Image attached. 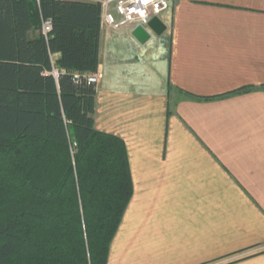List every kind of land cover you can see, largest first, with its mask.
<instances>
[{"label": "crops", "instance_id": "obj_1", "mask_svg": "<svg viewBox=\"0 0 264 264\" xmlns=\"http://www.w3.org/2000/svg\"><path fill=\"white\" fill-rule=\"evenodd\" d=\"M168 1L146 44L101 26L94 124L134 185L107 264H264V0Z\"/></svg>", "mask_w": 264, "mask_h": 264}, {"label": "trees", "instance_id": "obj_2", "mask_svg": "<svg viewBox=\"0 0 264 264\" xmlns=\"http://www.w3.org/2000/svg\"><path fill=\"white\" fill-rule=\"evenodd\" d=\"M101 17L0 0V264L108 263L134 185L125 143L94 124Z\"/></svg>", "mask_w": 264, "mask_h": 264}, {"label": "built area", "instance_id": "obj_3", "mask_svg": "<svg viewBox=\"0 0 264 264\" xmlns=\"http://www.w3.org/2000/svg\"><path fill=\"white\" fill-rule=\"evenodd\" d=\"M102 6L101 26L113 31L124 28H147L154 18H162L170 9L168 0H99ZM52 31L51 20L42 24V34L45 37ZM57 76V73H55ZM78 78V77H76ZM89 82L97 83L96 75L89 77Z\"/></svg>", "mask_w": 264, "mask_h": 264}, {"label": "water", "instance_id": "obj_4", "mask_svg": "<svg viewBox=\"0 0 264 264\" xmlns=\"http://www.w3.org/2000/svg\"><path fill=\"white\" fill-rule=\"evenodd\" d=\"M166 30L167 26L159 18H154L149 22L147 28L141 26L136 27L133 31V35L141 44H146L151 39L150 32H153L157 36H161Z\"/></svg>", "mask_w": 264, "mask_h": 264}, {"label": "bare ground", "instance_id": "obj_5", "mask_svg": "<svg viewBox=\"0 0 264 264\" xmlns=\"http://www.w3.org/2000/svg\"><path fill=\"white\" fill-rule=\"evenodd\" d=\"M55 73H57V76L55 75ZM54 75H55L56 77H58L59 73L55 70V71H54Z\"/></svg>", "mask_w": 264, "mask_h": 264}, {"label": "rangeland", "instance_id": "obj_6", "mask_svg": "<svg viewBox=\"0 0 264 264\" xmlns=\"http://www.w3.org/2000/svg\"><path fill=\"white\" fill-rule=\"evenodd\" d=\"M169 11H170V9H169ZM169 11H168V12H169Z\"/></svg>", "mask_w": 264, "mask_h": 264}]
</instances>
